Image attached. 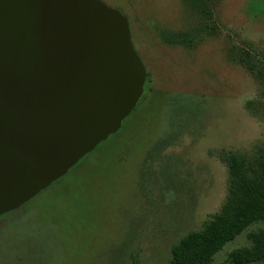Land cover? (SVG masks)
I'll return each mask as SVG.
<instances>
[{"label":"rangeland","instance_id":"374dc122","mask_svg":"<svg viewBox=\"0 0 264 264\" xmlns=\"http://www.w3.org/2000/svg\"><path fill=\"white\" fill-rule=\"evenodd\" d=\"M102 1L127 16L152 90L115 133L0 216V264H170L171 246L225 199L221 152L264 143V82L236 54L264 56V0ZM255 227L213 264H230Z\"/></svg>","mask_w":264,"mask_h":264},{"label":"water","instance_id":"95a60500","mask_svg":"<svg viewBox=\"0 0 264 264\" xmlns=\"http://www.w3.org/2000/svg\"><path fill=\"white\" fill-rule=\"evenodd\" d=\"M147 76L102 0H0V216L115 133Z\"/></svg>","mask_w":264,"mask_h":264},{"label":"trees","instance_id":"16d2710c","mask_svg":"<svg viewBox=\"0 0 264 264\" xmlns=\"http://www.w3.org/2000/svg\"><path fill=\"white\" fill-rule=\"evenodd\" d=\"M206 27L211 29L210 24ZM237 50L239 62L264 82V56L241 47ZM147 87L148 77L133 110L141 104L145 94L152 90ZM168 130L167 134L161 131L154 144L155 148L160 140L171 133V129ZM220 158L229 169L225 199L219 210L200 229L186 232L171 246L170 264H213V256L217 251L254 224L257 227L247 232L248 244L228 252L227 261L230 264H264V143L248 153L224 150Z\"/></svg>","mask_w":264,"mask_h":264}]
</instances>
